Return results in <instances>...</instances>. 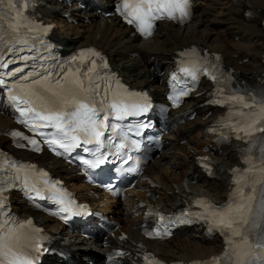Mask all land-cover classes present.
Listing matches in <instances>:
<instances>
[{"label":"snow or ice","instance_id":"obj_1","mask_svg":"<svg viewBox=\"0 0 264 264\" xmlns=\"http://www.w3.org/2000/svg\"><path fill=\"white\" fill-rule=\"evenodd\" d=\"M30 6L31 0H0V86L6 87L8 103L22 117L21 123L44 137L43 142L51 146L53 151L62 149L57 154L63 155L80 149L93 158L77 155L76 159L87 169H97L108 162L107 151L112 137L105 138V132L121 128L120 124L110 122V117L115 121H123L147 113L151 107L147 93H128L125 98L112 91L111 83L99 72L106 64H97L94 57H98L99 53L92 49L81 50L71 57L70 62L64 63L53 60L49 64L50 58L44 55H22L26 48L30 52L36 51L35 46L42 42L41 35L51 27H42L30 20L25 15ZM116 11L137 32L148 37L157 20H186L189 17V0H119ZM29 38L32 44L30 48ZM6 54H11L14 59H5ZM193 55H196L194 50ZM201 59L203 63H200ZM215 60L218 61L219 57H215ZM17 61L22 62V66L3 71ZM191 63L192 67H181L179 71L192 82L199 75H207L217 82L224 78L218 64L206 56H197ZM72 64H75L74 68ZM6 78H15V82L9 86ZM172 79L177 80L175 74ZM101 81H105L103 86ZM188 91L187 86L182 87L177 95L169 99L176 104L180 97L188 95ZM110 92L114 97L111 101L108 99ZM214 95L216 98L213 103L229 108L224 127L233 132L237 139L247 141L248 148L242 157L246 167L233 169L231 194L226 204L215 205L203 198L197 199L195 203L202 211L186 213L185 218L170 220L162 229L147 234L169 235L171 226L177 222H192L187 217L194 216L207 223L210 232H219L225 240L223 252L202 264H264V87L259 90H226L219 87ZM141 127L148 125L142 124ZM49 128L54 131H44ZM12 135L28 140L39 150L34 137L23 136L20 132H13ZM132 146L139 148V141H133ZM111 148L118 158L127 156L124 163L133 159L127 155L125 143L111 144ZM253 151L258 153L254 159ZM204 167L210 175L213 174L208 164ZM22 171L24 168H18L14 177V180H22L19 185L21 190L30 198L33 192L42 198L35 185L29 183L27 175L23 178L20 176ZM119 171L138 172L139 162H136L135 167ZM43 183L47 185L49 182L45 180ZM14 186L13 181H8V187ZM49 190L54 191L56 203L61 205L60 211L56 213L61 219L66 220L69 215L78 214L73 212L71 202L56 189L55 184H51ZM4 191V179H0V264H37L36 254L41 251V245L35 234L39 229L32 227L30 219L21 222L6 211ZM160 221L163 222L164 217H160ZM144 259L153 264L148 256Z\"/></svg>","mask_w":264,"mask_h":264},{"label":"bare ground","instance_id":"obj_2","mask_svg":"<svg viewBox=\"0 0 264 264\" xmlns=\"http://www.w3.org/2000/svg\"><path fill=\"white\" fill-rule=\"evenodd\" d=\"M40 12L44 20L56 22L53 37L63 49L89 45L100 48L124 81L132 86L153 89L156 96L161 94L166 74L172 68L178 50L191 44L219 52L223 61L234 67L237 74L249 83L264 73V0H195L194 13L188 24L178 26L162 22L149 39L132 35L131 28L122 24L116 15H101L96 10L75 4L68 6L56 0H46ZM113 91L125 98L128 94L120 88ZM209 91L204 83L196 91L199 94L190 97L180 108H193L196 114L192 119L171 126L164 147L144 171L153 184L144 182L137 186L138 190L131 191L126 202L107 201L105 195L97 191L96 194L84 184L72 167L45 151L38 155L12 146L6 133L14 125L7 116L0 114L1 147L48 165L54 174L77 190L81 199L99 197L102 201L93 200V204L100 205V209L111 214L120 226L114 231L115 236L107 237L104 244L100 240L89 241L67 232L55 219L33 211L18 197L13 198L14 209L23 215H34L38 223L50 232L53 245L71 252L81 264H95L91 260L99 257L110 245H122L132 250L133 255L138 244H144L167 261L187 262L210 257L220 250V242L217 238H207L200 228L179 230L164 241L147 240L139 233L144 209L142 202L171 209L196 195L215 201L225 199L230 187V170L239 160L240 145L231 142L219 148L213 141L211 123L220 110L204 105L210 100ZM110 98H114L112 93ZM203 154L211 155L216 162L214 177L207 176L201 160L197 158ZM177 170L178 174L175 173ZM81 187L85 190L83 193L80 192ZM123 234L127 237L120 239Z\"/></svg>","mask_w":264,"mask_h":264},{"label":"rangeland","instance_id":"obj_3","mask_svg":"<svg viewBox=\"0 0 264 264\" xmlns=\"http://www.w3.org/2000/svg\"><path fill=\"white\" fill-rule=\"evenodd\" d=\"M179 170H177L175 173L178 174Z\"/></svg>","mask_w":264,"mask_h":264}]
</instances>
